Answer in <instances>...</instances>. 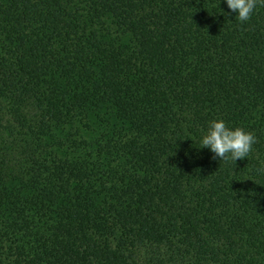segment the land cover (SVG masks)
Here are the masks:
<instances>
[{
    "label": "trees",
    "instance_id": "1",
    "mask_svg": "<svg viewBox=\"0 0 264 264\" xmlns=\"http://www.w3.org/2000/svg\"><path fill=\"white\" fill-rule=\"evenodd\" d=\"M261 165L264 6L0 0V264H264Z\"/></svg>",
    "mask_w": 264,
    "mask_h": 264
},
{
    "label": "clouds",
    "instance_id": "2",
    "mask_svg": "<svg viewBox=\"0 0 264 264\" xmlns=\"http://www.w3.org/2000/svg\"><path fill=\"white\" fill-rule=\"evenodd\" d=\"M223 3L240 22L247 21L257 5L264 6V0H223ZM255 142L256 137L252 132L242 127H229L222 119L208 121L199 138L201 148H207L214 159H231L234 163L237 159L247 158ZM257 172L264 174V165Z\"/></svg>",
    "mask_w": 264,
    "mask_h": 264
}]
</instances>
